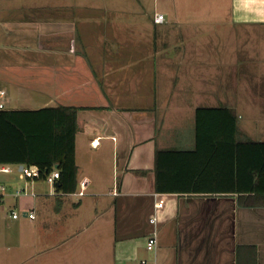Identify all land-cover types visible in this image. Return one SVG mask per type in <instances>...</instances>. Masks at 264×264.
<instances>
[{
  "label": "crops",
  "instance_id": "obj_1",
  "mask_svg": "<svg viewBox=\"0 0 264 264\" xmlns=\"http://www.w3.org/2000/svg\"><path fill=\"white\" fill-rule=\"evenodd\" d=\"M189 6L159 4L156 23L87 0H24L21 14L0 1L6 110L74 108L78 124L75 193L0 165L19 173L0 181V264H264V177L231 190L261 154L196 138L197 109L227 107L240 140L264 142V0Z\"/></svg>",
  "mask_w": 264,
  "mask_h": 264
},
{
  "label": "trees",
  "instance_id": "obj_2",
  "mask_svg": "<svg viewBox=\"0 0 264 264\" xmlns=\"http://www.w3.org/2000/svg\"><path fill=\"white\" fill-rule=\"evenodd\" d=\"M77 110L57 107L42 108L33 111L4 110L0 112V165L36 166L41 177L51 175L57 165L59 178L54 186L58 192L75 193L77 190L76 138ZM238 119L230 108H198L196 111L197 143H213L215 148L221 143L233 145L237 153L241 145L247 151L256 150L261 154V162L257 166H247L248 182L245 187L236 183L241 192H254L259 189V181L264 177V142L238 138ZM217 148V152H218ZM215 152V153H217ZM160 153V154H159ZM161 153H181L171 151ZM213 159V158H212ZM258 159V157H257ZM206 160L201 163H205ZM191 162V161H189ZM219 160H209V164ZM206 166V165H205ZM203 168L202 175L207 170ZM241 167L237 165L235 177L239 179ZM240 173V174H239ZM203 179L195 181L191 190L203 192ZM189 189V188H187Z\"/></svg>",
  "mask_w": 264,
  "mask_h": 264
},
{
  "label": "rangeland",
  "instance_id": "obj_3",
  "mask_svg": "<svg viewBox=\"0 0 264 264\" xmlns=\"http://www.w3.org/2000/svg\"><path fill=\"white\" fill-rule=\"evenodd\" d=\"M23 1L24 0H7V3L10 6L13 5V11L14 12H18V14H21L20 8H22V2ZM87 1H88V3L94 2V4H102L104 9L107 11L106 14H108V12H110V13H112L111 15H115L116 18L119 17V18L125 20L126 18H130V16H131V17H138L143 22H145V21H147L146 17H148V16H150L153 19L154 14L159 10L158 9L159 4L163 3L165 5L164 10L167 11V9L172 4H174V3L179 4V2L181 0H87ZM184 1H185V13H189L190 12L189 4H190L191 0H184ZM205 1H207V0H205ZM204 5H205V3H204ZM203 8H205V6H203ZM92 9H94V7L88 6L87 15L97 14V13H94V11H92ZM160 9L162 10L161 6H160ZM174 10H176L177 11L176 13H178L179 12L178 10H180V7H177V4H176L172 8V11H174ZM157 15H159V14L158 13L155 14V19H156ZM169 15H171V14L168 13V15H167L168 19H170ZM174 15L172 14V17H174ZM108 16H110V15H108ZM204 25H203V23H199L198 25H196L194 32L200 34L201 31L204 29ZM204 35H205V33H204ZM218 38H219V40H217L215 38L216 42L217 43H218V41L222 42L223 35L218 37ZM205 42L206 41L202 42V38L198 41V43H204V45H205ZM16 105L9 106V107L15 108ZM254 132H252V136H255ZM15 170H16V168H15ZM16 174L18 175L19 173L18 172L16 173V171H14V174H12V175H6V174L0 173V181H2L4 179H8L9 181L14 180V178L17 176ZM11 220H13V219H10V222H9L8 218L5 219V222L7 224H9L7 226L8 227L7 236L11 235L15 231L14 225H13L14 221H11ZM11 223H12V225H11ZM145 254L147 256H154V252H150V251L146 252Z\"/></svg>",
  "mask_w": 264,
  "mask_h": 264
},
{
  "label": "built area",
  "instance_id": "obj_4",
  "mask_svg": "<svg viewBox=\"0 0 264 264\" xmlns=\"http://www.w3.org/2000/svg\"><path fill=\"white\" fill-rule=\"evenodd\" d=\"M164 21H165L164 15H162V14L157 15V17L155 19L156 23H163ZM6 96H7L6 91L0 88V112L6 110ZM0 172L8 173V172H10V168L9 167L0 168ZM21 175L24 178L39 177L40 176V170L35 166H28V167L24 166V167H22ZM58 178H59V172H54L51 175H48L45 178V180L50 185L54 186V184ZM2 191H4V188H2ZM17 194L18 195L21 194V191L18 192ZM77 195L83 196L84 192L81 190L79 193H77ZM27 216H28V218H30L32 220L36 218V215L34 212L28 213ZM12 217L14 219H17L19 216H18V214H16L14 212L12 214ZM151 224L153 226H156V224H157V218L156 217L151 220ZM158 243H159L158 231H157V229H155L151 233V235L149 236V238L147 240V250L152 251V252H156L158 249Z\"/></svg>",
  "mask_w": 264,
  "mask_h": 264
},
{
  "label": "bare ground",
  "instance_id": "obj_5",
  "mask_svg": "<svg viewBox=\"0 0 264 264\" xmlns=\"http://www.w3.org/2000/svg\"><path fill=\"white\" fill-rule=\"evenodd\" d=\"M25 167H28V166H25ZM36 167V166H35ZM38 168V167H37ZM56 172V171H55ZM53 173H54V171H53ZM40 177V176H39Z\"/></svg>",
  "mask_w": 264,
  "mask_h": 264
},
{
  "label": "water",
  "instance_id": "obj_6",
  "mask_svg": "<svg viewBox=\"0 0 264 264\" xmlns=\"http://www.w3.org/2000/svg\"><path fill=\"white\" fill-rule=\"evenodd\" d=\"M23 166H21V169H22Z\"/></svg>",
  "mask_w": 264,
  "mask_h": 264
}]
</instances>
